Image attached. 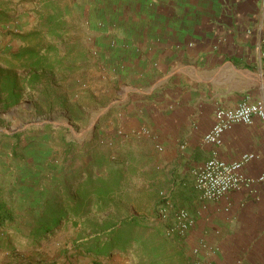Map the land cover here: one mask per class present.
Wrapping results in <instances>:
<instances>
[{
  "label": "crops",
  "instance_id": "0c3cea01",
  "mask_svg": "<svg viewBox=\"0 0 264 264\" xmlns=\"http://www.w3.org/2000/svg\"><path fill=\"white\" fill-rule=\"evenodd\" d=\"M12 1L71 27L72 71L100 105H77L95 116L72 133L71 171L96 154L119 162L122 187L108 212L125 208L121 219H144L165 237L171 219L158 212L168 199L194 219L181 243L165 237L180 264H264V181L205 201L194 175L214 155L230 163L253 154L241 173L264 176L261 121L233 125L219 145L204 142L217 109L264 98V0ZM38 160L29 170H46Z\"/></svg>",
  "mask_w": 264,
  "mask_h": 264
},
{
  "label": "rangeland",
  "instance_id": "374dc122",
  "mask_svg": "<svg viewBox=\"0 0 264 264\" xmlns=\"http://www.w3.org/2000/svg\"><path fill=\"white\" fill-rule=\"evenodd\" d=\"M9 1L0 5V53L7 55L22 47L23 43L14 35L37 32L40 50L52 47L50 61L56 62L53 70L39 73L37 86L25 89L17 105L6 108L0 97V129H21L15 134L0 132V184L21 213L38 214L42 201L52 195L54 186H65L66 178L72 173V165L76 163V147L68 146L72 145V133L89 126L95 116V113H80L77 105L85 108L100 105L87 95L86 84L83 80L79 83L78 75L72 71L74 61L67 54L71 49L67 41L71 27L61 20L57 22L48 11L32 13V2L22 6ZM16 72L22 77L28 73L22 69ZM87 76L82 74L84 80ZM31 123L37 125L27 127ZM16 134L19 136L15 139ZM39 158H42L40 166L46 170H29L30 163L34 160V165H38ZM127 212L125 208L112 214L108 210L93 212L87 220L62 225L38 244L23 239L22 228L0 231V264H91V259L75 248L76 243L92 236L93 224L122 220ZM147 234L151 232L148 230ZM136 261L132 253L126 257L115 254L104 263L134 264Z\"/></svg>",
  "mask_w": 264,
  "mask_h": 264
},
{
  "label": "trees",
  "instance_id": "16d2710c",
  "mask_svg": "<svg viewBox=\"0 0 264 264\" xmlns=\"http://www.w3.org/2000/svg\"><path fill=\"white\" fill-rule=\"evenodd\" d=\"M14 37L23 43L22 47L7 55L0 53V97H3L6 108L17 105L25 89L37 86L39 73L53 70L56 64L50 61L52 47L47 51L40 50L39 33L16 34ZM17 69L28 73L22 77ZM18 136L16 134L13 138ZM13 154L15 158V149ZM106 161L104 155L96 154L87 169L73 170L66 178V185L54 186L52 195L42 201L38 214L21 213L0 184V231L22 228L25 233L20 236L31 244H38L68 222L77 224L81 219L87 220L93 212L108 210L122 187L123 179L119 162ZM103 168L107 171L105 175L101 173ZM91 228L92 236L75 245L91 259V264H105L104 261H109L115 254L126 257L131 253L137 258L134 264H180L182 259L180 252L175 254L172 251L169 239L159 233L147 234L149 229L144 219L107 220L100 225L93 224ZM174 240L183 241L180 238Z\"/></svg>",
  "mask_w": 264,
  "mask_h": 264
},
{
  "label": "built area",
  "instance_id": "2783aa9c",
  "mask_svg": "<svg viewBox=\"0 0 264 264\" xmlns=\"http://www.w3.org/2000/svg\"><path fill=\"white\" fill-rule=\"evenodd\" d=\"M214 118L212 127L204 136V142L219 145L222 134L235 124L251 125L255 120H259L264 126V98L255 103L243 102L234 109L219 108L215 111ZM254 158L253 154H243L239 160L228 163L214 155L198 166L194 175L195 189L200 199L217 201L231 191H238L264 181V176L251 180L241 173L243 166ZM165 204L158 212V219L161 222L171 219L164 229V236L170 239L185 238L194 225V219L186 210L172 211L168 199L165 200ZM197 252L198 249H195L194 253Z\"/></svg>",
  "mask_w": 264,
  "mask_h": 264
},
{
  "label": "water",
  "instance_id": "95a60500",
  "mask_svg": "<svg viewBox=\"0 0 264 264\" xmlns=\"http://www.w3.org/2000/svg\"><path fill=\"white\" fill-rule=\"evenodd\" d=\"M34 125H37V124L31 123V124L27 125V127L34 126ZM24 129H26V128H24ZM18 131H21V129H11V130L0 129V132L7 133V134H15Z\"/></svg>",
  "mask_w": 264,
  "mask_h": 264
}]
</instances>
